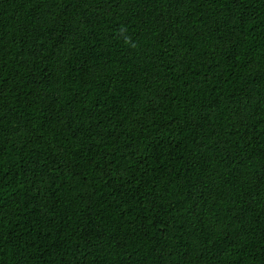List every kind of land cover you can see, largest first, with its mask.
<instances>
[{"label": "trees", "instance_id": "16d2710c", "mask_svg": "<svg viewBox=\"0 0 264 264\" xmlns=\"http://www.w3.org/2000/svg\"><path fill=\"white\" fill-rule=\"evenodd\" d=\"M0 264H264V0H0Z\"/></svg>", "mask_w": 264, "mask_h": 264}]
</instances>
